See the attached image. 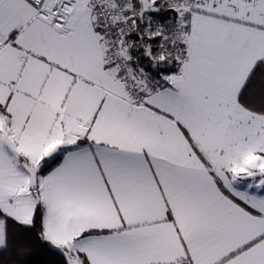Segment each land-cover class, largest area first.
Listing matches in <instances>:
<instances>
[{"label": "snow or ice", "instance_id": "snow-or-ice-1", "mask_svg": "<svg viewBox=\"0 0 264 264\" xmlns=\"http://www.w3.org/2000/svg\"><path fill=\"white\" fill-rule=\"evenodd\" d=\"M0 264H264V0H0Z\"/></svg>", "mask_w": 264, "mask_h": 264}]
</instances>
